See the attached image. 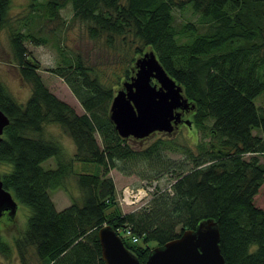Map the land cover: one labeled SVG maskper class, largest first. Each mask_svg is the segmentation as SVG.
<instances>
[{
  "label": "trees",
  "instance_id": "1",
  "mask_svg": "<svg viewBox=\"0 0 264 264\" xmlns=\"http://www.w3.org/2000/svg\"><path fill=\"white\" fill-rule=\"evenodd\" d=\"M67 2L73 20L108 52L106 60L100 56L94 63L72 53L51 70L85 112L77 113L46 86L24 45L32 34L11 33L15 64L32 89L27 102L18 103L0 79V109L10 120L0 142L3 186L31 210L14 242L21 264H30V252L37 264H104L97 233L106 224L144 263L152 248L207 219L218 225L226 264H264V208L254 204L264 183V111L255 103L264 92V0H48V18H58ZM8 4L0 0V25ZM185 8L199 15V24L208 25L206 32L194 23L175 27L174 9ZM34 42L47 43L48 37ZM148 49L195 104L192 124L205 128L212 121L209 139L195 148L160 139L137 150L110 120L117 89ZM108 64L115 67L111 74ZM48 125H57L72 139L73 154L48 132ZM167 149L186 158L164 160ZM51 158L54 167L45 168L42 164ZM118 160H148L174 169L171 190L158 187L145 206L123 213L108 176ZM77 162L96 165L98 172H77ZM70 177L76 178L77 196L68 187ZM57 189L71 199L61 210L50 193ZM126 228L139 238L137 243L122 233ZM0 256H13L1 229Z\"/></svg>",
  "mask_w": 264,
  "mask_h": 264
},
{
  "label": "rangeland",
  "instance_id": "2",
  "mask_svg": "<svg viewBox=\"0 0 264 264\" xmlns=\"http://www.w3.org/2000/svg\"><path fill=\"white\" fill-rule=\"evenodd\" d=\"M48 0H9L6 8L5 18L0 25V79L7 86L8 90L16 98L20 104H25L31 95V86L24 82L21 78L17 65L14 61L12 52L11 33L20 30L25 36L32 34L33 38L24 40V45L28 51V56L31 60L36 61L39 66V74L48 88L61 100L70 104L79 114L85 111L79 100L72 93L66 82L53 72L52 69L64 64V59L69 58L70 54L80 53L86 60L91 63L98 62L100 56L106 60L105 56L108 53L103 45L96 44L89 39L84 27L73 20V7L70 2L58 9V18H48V10L45 4ZM174 25L181 29L186 23H194L201 33L206 32L208 25L199 24V15L194 14L190 8L183 10L174 9ZM42 37H48L47 43L35 45V40ZM110 65L108 64V67ZM111 68V67H109ZM114 68L108 70L109 74ZM121 65L118 69V74H122ZM134 74V73H133ZM114 78L113 81H118ZM155 81V80H154ZM122 86V83H121ZM256 105L261 111H264V92L255 99ZM193 119V115L189 117ZM212 124L211 120L206 121L205 128L198 127L196 124L181 125L180 128L174 130L171 134L156 132L144 139H135L130 137L129 143L135 149H145L160 139L174 140L179 144L191 145L195 148L200 141L209 139V127ZM57 125H48V132H53L63 145L68 154H73L75 146L71 138L63 136ZM254 134L260 135L259 130H255ZM98 142L101 144V138L97 136ZM165 156L164 160L185 159L186 156L178 151L167 149L162 152ZM245 157H248L245 156ZM264 160V158H262ZM45 168L54 167V159L51 158L42 164ZM77 172H98L97 166L77 162L75 164ZM0 172L1 169H0ZM174 169L167 170L163 165L151 163L148 160H133V161H117L116 168H110L108 176L115 183L117 196L121 194L125 186H130L133 189L142 186H149L152 190L160 187L162 189L171 190V185L176 178ZM68 187L74 195H79L80 191L77 186L76 178L68 179ZM52 199L56 201V208L61 210L71 204V199L63 189H57L50 192ZM153 197V192L149 193L148 201ZM119 204V203H118ZM254 204L257 207L264 208V183L259 189L258 194L254 197ZM123 213H128L133 210V207L120 205ZM139 209V208H138ZM137 210V209H135ZM31 215L29 207L18 203L16 214L11 219L7 215L0 218V229L3 239L8 242L13 248V256L6 260L0 256V264H21L20 257L15 248V239L25 230L27 220ZM30 264H37V258L30 252Z\"/></svg>",
  "mask_w": 264,
  "mask_h": 264
},
{
  "label": "water",
  "instance_id": "3",
  "mask_svg": "<svg viewBox=\"0 0 264 264\" xmlns=\"http://www.w3.org/2000/svg\"><path fill=\"white\" fill-rule=\"evenodd\" d=\"M2 10L0 8V21ZM133 75L117 89L110 107V120L122 138L144 139L156 132L171 134L182 122V113L195 104L182 85L168 74L153 49L137 57ZM155 80V81H154ZM9 117L0 109V142ZM191 125V120H185ZM18 202L3 186L0 173V218L15 215ZM104 264H226L220 248V231L213 219L186 229L178 237L152 248L144 263L126 247L111 225L98 231Z\"/></svg>",
  "mask_w": 264,
  "mask_h": 264
},
{
  "label": "built area",
  "instance_id": "4",
  "mask_svg": "<svg viewBox=\"0 0 264 264\" xmlns=\"http://www.w3.org/2000/svg\"><path fill=\"white\" fill-rule=\"evenodd\" d=\"M149 186L144 185L137 189H133L130 186H125L122 189L121 194L118 195L117 200L119 204L133 207V210L145 206L150 201H148L149 193L154 191ZM122 233L130 237L133 243H137L139 241V238L133 236L132 232L128 228L124 229Z\"/></svg>",
  "mask_w": 264,
  "mask_h": 264
},
{
  "label": "flooded vegetation",
  "instance_id": "5",
  "mask_svg": "<svg viewBox=\"0 0 264 264\" xmlns=\"http://www.w3.org/2000/svg\"><path fill=\"white\" fill-rule=\"evenodd\" d=\"M193 114V111L192 110H187V111H185L184 113H182V122H180L179 123V125H178V127L176 128V130L178 129V128H180V126L181 125H187L186 123H185V120H187V119H189V117L191 116ZM190 120V119H189ZM192 124V123H191ZM189 126V125H188ZM191 126V125H190ZM189 126V127H190ZM5 215V214H4ZM6 215H7V213H6Z\"/></svg>",
  "mask_w": 264,
  "mask_h": 264
},
{
  "label": "crops",
  "instance_id": "6",
  "mask_svg": "<svg viewBox=\"0 0 264 264\" xmlns=\"http://www.w3.org/2000/svg\"><path fill=\"white\" fill-rule=\"evenodd\" d=\"M54 202H55V205H56V201L54 200ZM67 205H69V204H67ZM57 207V206H56ZM67 207V206H66ZM58 209V208H57Z\"/></svg>",
  "mask_w": 264,
  "mask_h": 264
}]
</instances>
